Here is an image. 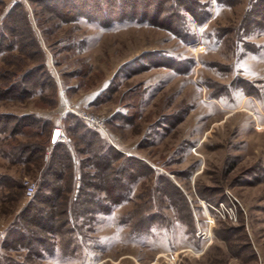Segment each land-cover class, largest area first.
<instances>
[{
  "label": "rangeland",
  "instance_id": "374dc122",
  "mask_svg": "<svg viewBox=\"0 0 264 264\" xmlns=\"http://www.w3.org/2000/svg\"><path fill=\"white\" fill-rule=\"evenodd\" d=\"M15 1L28 5L0 0V18ZM182 2L156 23L80 18L36 30L56 105L36 107L53 93L45 89L23 101L0 100V113L47 118L66 144L60 119L71 114L149 170L125 177L124 200L85 221L64 253L56 240L27 264H264V4L257 18L249 16L251 0ZM65 44L71 52H61ZM75 111L103 118L107 136ZM41 156L37 170L0 153V240L29 198L25 181L36 187L47 152ZM78 173L76 165L64 170V197H73ZM158 176L177 186L186 205L158 191ZM226 191L239 205L235 222L206 207L225 201ZM14 247L0 246L1 264L23 261L26 249Z\"/></svg>",
  "mask_w": 264,
  "mask_h": 264
},
{
  "label": "trees",
  "instance_id": "16d2710c",
  "mask_svg": "<svg viewBox=\"0 0 264 264\" xmlns=\"http://www.w3.org/2000/svg\"><path fill=\"white\" fill-rule=\"evenodd\" d=\"M251 2L249 16L258 18L259 13L256 12L264 2ZM182 3V0H27L28 5L22 1L13 2L0 18V55L4 65L0 68V100L23 101L51 89V96L39 98V102L44 101L46 105L38 103L36 107L44 109L56 105L53 76L36 35V30L44 33L51 22L67 24L84 18L108 25L117 20L137 18L156 23L155 19H159L167 6L178 7ZM149 11H152L151 16ZM253 17L251 20L255 19ZM164 20L162 17L161 21ZM72 48L74 46L65 44L61 52H71ZM67 58L69 56L63 60ZM72 73L79 75L81 70L73 66ZM110 91L108 89L106 93ZM60 125L68 144L59 141L51 143L53 125L47 118L36 113H0L2 156L23 159L39 170L41 155L47 152L32 195L6 225L0 240L1 248L11 249L18 245L26 249V255L18 263L4 258L5 264H27L29 257H40L43 252L52 251L56 240L64 253L69 240L72 241L77 233L75 230L81 235V226L85 221L93 220L94 214L109 213L112 206L124 200L125 177L131 181L138 176L137 170H149L139 160L123 158L101 138L100 133L71 114L62 116ZM73 165L79 172L77 186L73 197L67 198L58 183L63 180L64 170L73 168ZM88 167L95 173L90 175L85 172ZM73 179L68 173V191ZM157 181L161 186L158 185V191L172 198L178 197L186 205L184 196L172 181L162 176H158ZM10 184L13 185V182L8 181L7 187H12ZM68 201L70 208L67 207ZM219 202L207 204L216 206Z\"/></svg>",
  "mask_w": 264,
  "mask_h": 264
},
{
  "label": "built area",
  "instance_id": "2783aa9c",
  "mask_svg": "<svg viewBox=\"0 0 264 264\" xmlns=\"http://www.w3.org/2000/svg\"><path fill=\"white\" fill-rule=\"evenodd\" d=\"M73 113L77 117L85 121L86 123L91 124L102 134L107 136L105 130V121L103 120V118L92 116L84 111H78V112L75 111ZM59 139L62 140L63 138H60L59 136ZM24 187H25V194L27 196H31L33 193V184L31 182L25 181ZM225 198H226L225 201L219 202L216 206H211L206 204V207L217 213L222 220L235 222L237 220V211L239 205L237 201L233 198V196L227 191L225 192Z\"/></svg>",
  "mask_w": 264,
  "mask_h": 264
},
{
  "label": "water",
  "instance_id": "95a60500",
  "mask_svg": "<svg viewBox=\"0 0 264 264\" xmlns=\"http://www.w3.org/2000/svg\"><path fill=\"white\" fill-rule=\"evenodd\" d=\"M60 135V130L54 129L51 135V143H55Z\"/></svg>",
  "mask_w": 264,
  "mask_h": 264
}]
</instances>
